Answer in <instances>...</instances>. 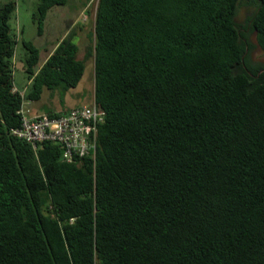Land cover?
<instances>
[{
    "label": "trees",
    "instance_id": "16d2710c",
    "mask_svg": "<svg viewBox=\"0 0 264 264\" xmlns=\"http://www.w3.org/2000/svg\"><path fill=\"white\" fill-rule=\"evenodd\" d=\"M67 2L38 0V34ZM15 10L0 1V264H264V64L249 41L264 52V0H98L83 58L72 34L41 63L22 39L25 101L76 87L93 56L105 117L94 157L72 162L11 133Z\"/></svg>",
    "mask_w": 264,
    "mask_h": 264
},
{
    "label": "rangeland",
    "instance_id": "374dc122",
    "mask_svg": "<svg viewBox=\"0 0 264 264\" xmlns=\"http://www.w3.org/2000/svg\"><path fill=\"white\" fill-rule=\"evenodd\" d=\"M37 2L38 0H15L16 10L10 19L12 32L16 34L18 41L14 57L13 82L19 91H27L30 83L24 72V61H21L24 58L22 39L31 41L40 50V63L67 34H72L73 41L78 46L77 57L83 58L92 45L91 34L98 0H68L64 5L52 7L47 12L41 34H38L35 19ZM253 11L254 7L241 5L235 21L244 25ZM249 41L252 44L251 61L264 64V52L257 44L254 32L249 34ZM93 94L94 62L93 56L90 55L85 59L84 74L76 87L60 94L44 89L39 100L28 101L26 106L29 109L41 107L43 110L50 108L67 110L90 103Z\"/></svg>",
    "mask_w": 264,
    "mask_h": 264
},
{
    "label": "built area",
    "instance_id": "2783aa9c",
    "mask_svg": "<svg viewBox=\"0 0 264 264\" xmlns=\"http://www.w3.org/2000/svg\"><path fill=\"white\" fill-rule=\"evenodd\" d=\"M23 101L17 110L20 125L11 133L30 144L36 151L42 142L58 143L62 147V159L72 162L84 156L94 157L97 146L98 126L104 122L105 112L96 105L94 97L90 103L79 105L57 114L33 113L24 100L26 90L19 91Z\"/></svg>",
    "mask_w": 264,
    "mask_h": 264
},
{
    "label": "crops",
    "instance_id": "0c3cea01",
    "mask_svg": "<svg viewBox=\"0 0 264 264\" xmlns=\"http://www.w3.org/2000/svg\"><path fill=\"white\" fill-rule=\"evenodd\" d=\"M48 56V55H47ZM46 59V58H45ZM44 59V60H45ZM68 109V108H67ZM33 113H41V112H44V111H46V110H52V111H64V110H66V109H62V108H59V109H57V110H55V109H52V108H50V109H46V110H43V109H41V107H38V108H34V109H30ZM43 110V111H42Z\"/></svg>",
    "mask_w": 264,
    "mask_h": 264
}]
</instances>
